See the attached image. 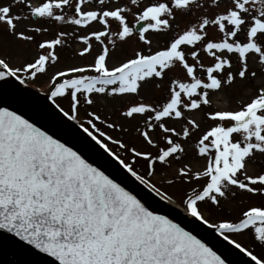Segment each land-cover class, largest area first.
Segmentation results:
<instances>
[{"label":"snow or ice","instance_id":"snow-or-ice-1","mask_svg":"<svg viewBox=\"0 0 264 264\" xmlns=\"http://www.w3.org/2000/svg\"><path fill=\"white\" fill-rule=\"evenodd\" d=\"M0 26V244L30 264H264V0H0ZM70 41L92 61L49 75ZM233 86L247 98L213 107ZM117 100L118 120L96 110Z\"/></svg>","mask_w":264,"mask_h":264},{"label":"rangeland","instance_id":"rangeland-1","mask_svg":"<svg viewBox=\"0 0 264 264\" xmlns=\"http://www.w3.org/2000/svg\"><path fill=\"white\" fill-rule=\"evenodd\" d=\"M184 22H185L184 20L179 21L181 27L184 26ZM24 23H27V21L22 22L21 27H23ZM0 27H2V26H0ZM168 35H170V34L161 33V34L153 35V47L155 48L158 45L163 46ZM78 46H82V45H80L79 42H71L70 41V46L65 48L64 50H62L61 59H60L59 63H57L56 65H54L52 68L49 69V75L53 71V68H60V67L67 65V64H76V63L81 62V61L91 62L92 61L91 55H89L87 57H83V58L73 55V50L75 48H77ZM136 46H137L136 39L133 38L131 41H129V42L121 45L120 47H118L112 53V58L110 60V64L113 62L122 60L126 56L130 55L132 49ZM9 51H11L12 54L16 57V59L13 60V63H17L20 60L25 58L23 55L17 54L15 48H10ZM34 51H35V48H34V46H32L28 50V54L31 55L32 53H34ZM34 84L38 88H43L45 91H47V89L49 87L48 77L47 76H41L34 82ZM142 94L145 95L146 99H156L162 95V90L161 89H155V88H152L151 86L146 85L145 88L142 89ZM247 95H248V93H247L246 89H244L243 87L233 86L232 89L228 90L227 95H224V94H221V95L213 94L212 95L213 107H233V106H235V100L240 99V98L246 99ZM62 103L65 107L68 106V100L67 99L63 100ZM118 105H119L118 100L117 101H109V102L103 104V106H101L99 101H98V103L96 105V110H98L100 112V114H102L104 116H109V114L111 113V119L118 120V119H120L118 114L116 113V108L118 107ZM83 114H84V110L82 108L81 109V115L83 116ZM195 115L197 116V118L201 122L202 127H204L206 124V121H205V118L203 116V112L196 113ZM207 123H210V122H207ZM100 126L102 128H104L105 131L111 132L113 135H117V136L120 135V133L118 131H112L111 129H108L103 125H100ZM125 135H126V138L134 139V137H132L131 133H128ZM137 143H139V142L137 141ZM111 146L113 148L117 147L116 145H111ZM262 168H264V163H258L256 165H254L250 169V171H258ZM182 190H183L182 185H177L173 189V191L176 193V195L178 197H179L180 193L182 192ZM242 199H244V198L241 195H237V197H235L233 200L226 202V206H225L226 211L224 214L225 215L230 214L232 216H238L240 209L246 206L244 203H240V201ZM259 199L260 198H258V197H250V198H247L246 203L247 204L256 203V202H259ZM228 209L231 210L230 213L227 211ZM239 239L247 242L250 239V237L248 235H244V236L239 237ZM5 243L7 244V242H5ZM3 244L4 243L0 244V264H19L20 262L17 260L18 258L15 257L12 253V252H14L13 246H9L8 244L7 245L5 244L10 249V250H8V249L5 250L6 246ZM16 260L18 261L17 263L15 262ZM21 264H28L27 259L25 262H23Z\"/></svg>","mask_w":264,"mask_h":264},{"label":"water","instance_id":"water-1","mask_svg":"<svg viewBox=\"0 0 264 264\" xmlns=\"http://www.w3.org/2000/svg\"><path fill=\"white\" fill-rule=\"evenodd\" d=\"M8 99L11 101V100H12V97L9 95ZM16 106L21 107L22 110H26V111H28V112H29L31 115H33V116H36V115H37L36 112L32 111L31 109H26L23 105H16ZM45 122H46V123H49L48 121H45ZM52 126L54 127L55 125H52ZM64 135H66L70 141L75 142V143H77V144L80 143L79 140H78V138H76L75 136L71 135L69 132L64 131ZM81 147H83V146L81 145ZM89 155L94 156L95 154L89 152ZM97 158H98V157H97ZM109 169H110L112 172L115 173V169H112L111 166H109ZM205 235H207V234H205ZM213 243H214V242H213ZM221 251L224 252V253H226V254H227L229 257H231L233 260L237 259L236 257L232 256V254L229 253V252L227 251V249H224L222 246H221Z\"/></svg>","mask_w":264,"mask_h":264},{"label":"bare ground","instance_id":"bare-ground-1","mask_svg":"<svg viewBox=\"0 0 264 264\" xmlns=\"http://www.w3.org/2000/svg\"><path fill=\"white\" fill-rule=\"evenodd\" d=\"M41 95H43V93H41Z\"/></svg>","mask_w":264,"mask_h":264},{"label":"flooded vegetation","instance_id":"flooded-vegetation-1","mask_svg":"<svg viewBox=\"0 0 264 264\" xmlns=\"http://www.w3.org/2000/svg\"><path fill=\"white\" fill-rule=\"evenodd\" d=\"M22 251V250H21ZM31 258V257H30Z\"/></svg>","mask_w":264,"mask_h":264}]
</instances>
